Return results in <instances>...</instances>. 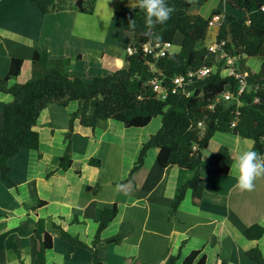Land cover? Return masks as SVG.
<instances>
[{"label": "crops", "instance_id": "crops-1", "mask_svg": "<svg viewBox=\"0 0 264 264\" xmlns=\"http://www.w3.org/2000/svg\"><path fill=\"white\" fill-rule=\"evenodd\" d=\"M204 4L210 6L211 13L220 10L244 16L227 2L206 0ZM136 5L137 0H97L92 15L75 9L45 15L27 0H1L0 78L7 76L11 59L20 58L21 74L10 84L27 82L36 51H46L53 60L68 61L66 72L86 81L126 69L133 35L113 22L112 15L121 7ZM202 5L192 7L190 13L208 18L199 11ZM212 35V31L208 33L206 44ZM11 101L10 95L0 93V112ZM78 109L77 102L67 107L48 104L33 127L39 134V150L22 149L9 160L11 182L0 174V264H19L12 243L17 245L23 264L33 263L38 219L45 220L46 230L54 236L46 264H91V252L62 240L53 224L91 245L98 230L97 211L113 205L118 213L101 238L120 235L121 241L98 244L105 264H169L176 256L181 263L193 251L201 252L195 264L204 255L206 264H257L246 255L256 247L264 256V237L249 241L243 236L253 224L264 226V177L256 180L255 190L241 191L231 171L220 175L207 166L210 155L221 146H226L234 159L238 150L253 147L252 140L216 133L202 159L200 174L206 180L202 200L193 203L188 190L173 212L179 189L194 177V171L175 166L162 169L157 163L158 150L150 149L144 165L128 180L143 144L161 128V117L143 128L100 120L93 130L75 120L71 138L74 166L64 171L58 168V159L65 152L64 134L71 115ZM91 159L100 160L101 166L89 165ZM38 201L46 204L33 210Z\"/></svg>", "mask_w": 264, "mask_h": 264}, {"label": "trees", "instance_id": "trees-1", "mask_svg": "<svg viewBox=\"0 0 264 264\" xmlns=\"http://www.w3.org/2000/svg\"><path fill=\"white\" fill-rule=\"evenodd\" d=\"M1 1V0H0ZM35 4L42 14H53L68 9L79 13L92 15L97 0H27ZM206 0H168L175 8L171 18L163 25L154 29L160 40L153 41L145 37V13L138 6L121 7L112 15V21L119 23L123 30L133 35L132 47L140 48L148 42L173 44L177 35H181V48L176 53H170L162 58H153L138 51L127 55L126 69H121L110 76L96 77L86 81L66 72L68 61L53 60L46 51H36L32 58L33 72L25 83L10 84L21 74L23 60L12 58L7 76L0 78V93L8 94L12 101L6 104L0 112V174L5 181L9 177V160L22 149L39 150V134L33 129L40 113L48 104L67 107L71 102H77L79 109L70 118L69 128L64 134L65 152L58 159V168L64 171L72 168L71 138L74 121L79 119L80 125L95 129L100 120H115L127 128L146 127L154 118L161 117V128L145 142L138 159L131 170L128 180L145 162L147 152L157 149V163L165 169L175 166L179 169L195 172L194 177L185 183L178 191L172 205L175 212L182 203L186 191L192 192L193 203L202 200L206 180L201 176L200 169L204 153L216 133L240 136L253 141L252 149L264 154V0H226L227 4L244 16L236 18L225 14L226 23L221 27L218 41L227 40L223 49L230 55L238 56V71L245 76L250 90L244 93L241 100L244 105L238 107L236 102H224L220 96L228 89L237 90L238 83L233 77H222L220 73L191 86V94L186 96L179 92L168 93L166 100H158L149 82L159 76L170 85L176 75L185 74L203 66L216 64V53L207 49L209 26L208 18L191 14V8L202 5ZM220 11L213 10L212 13ZM129 18L136 21L133 30L128 26ZM229 39V41H228ZM262 60L258 71L248 65V59ZM152 65L157 72L152 71ZM239 110L235 126L236 113ZM202 123L203 127L198 124ZM233 158L226 146L211 154L208 169L216 174L227 175L231 169ZM89 165L100 167L98 159H91ZM77 173L80 172L77 170ZM53 171L47 174L50 177ZM46 204L38 201L36 210ZM118 213L117 205L97 211L98 230L91 245L81 242L53 224L60 231V237L73 245L89 250L93 260L91 264H105L100 242L119 243L121 236L117 235L106 240L101 233L113 221ZM38 242L37 252L32 264H46V253L53 248V234L46 230L45 220L38 219L34 230ZM243 236L249 241H259L264 237V226L253 224L243 231ZM19 264L20 251L12 243ZM200 251H193L184 261L179 263V256L172 257L169 264H195ZM248 258L264 264V256L256 247L247 251ZM130 264H148L130 261ZM196 264H206V256H202ZM219 264H226L220 262Z\"/></svg>", "mask_w": 264, "mask_h": 264}, {"label": "built area", "instance_id": "built-area-1", "mask_svg": "<svg viewBox=\"0 0 264 264\" xmlns=\"http://www.w3.org/2000/svg\"><path fill=\"white\" fill-rule=\"evenodd\" d=\"M218 1L222 3L226 2V0ZM208 22L209 33L212 31L213 35L211 39L212 41L207 44V49L209 52L217 54L216 64L212 66H203L194 70H189L185 74L176 75L171 79L170 85L159 76L153 77L149 84L158 100H166L167 95L171 90L172 92H179L188 96L191 94L190 88L195 82L220 73L222 77H233L238 83L236 91L228 88L220 96V99L224 102H236L238 107L244 105L241 97L244 93L250 90V87L246 82L245 76L238 71V56L236 54L230 55L225 49H223L227 40L218 41V35L221 27L226 23L225 13L222 11L218 13H211L208 17ZM172 45L173 44L171 43L148 42L143 44L139 49L129 46L127 48V55H132L141 51L143 54L151 56L155 59L162 58L171 53ZM151 68L152 71L157 72L153 65ZM239 115L240 112L238 110L236 113V120L232 123V126H235ZM198 126L203 127L202 123H199Z\"/></svg>", "mask_w": 264, "mask_h": 264}, {"label": "clouds", "instance_id": "clouds-1", "mask_svg": "<svg viewBox=\"0 0 264 264\" xmlns=\"http://www.w3.org/2000/svg\"><path fill=\"white\" fill-rule=\"evenodd\" d=\"M137 6L145 13L147 31L143 35L153 41L160 40L154 29L157 25L165 24L175 12V8L169 6L168 0H137ZM128 26L134 30L136 28L135 19L129 18ZM230 171L236 177V187L239 190L253 191L256 187V180L264 177V154L252 148L238 150Z\"/></svg>", "mask_w": 264, "mask_h": 264}, {"label": "rangeland", "instance_id": "rangeland-1", "mask_svg": "<svg viewBox=\"0 0 264 264\" xmlns=\"http://www.w3.org/2000/svg\"><path fill=\"white\" fill-rule=\"evenodd\" d=\"M218 1V0H216ZM199 11L202 13V15L204 16H210L211 12H210V6L208 4H204L202 5V7H200ZM236 18L240 19L243 18L242 15H236ZM181 35H177L174 39L173 45H172V51L177 50L180 48L181 45ZM262 60L260 58H253V59H248V65L251 69H253L254 71H257L260 68Z\"/></svg>", "mask_w": 264, "mask_h": 264}]
</instances>
